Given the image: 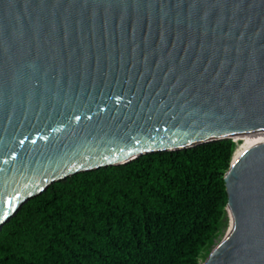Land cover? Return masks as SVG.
<instances>
[{"label": "water", "instance_id": "obj_1", "mask_svg": "<svg viewBox=\"0 0 264 264\" xmlns=\"http://www.w3.org/2000/svg\"><path fill=\"white\" fill-rule=\"evenodd\" d=\"M264 132V0H0V229L54 182ZM202 264H264V139L224 174Z\"/></svg>", "mask_w": 264, "mask_h": 264}, {"label": "trees", "instance_id": "obj_2", "mask_svg": "<svg viewBox=\"0 0 264 264\" xmlns=\"http://www.w3.org/2000/svg\"><path fill=\"white\" fill-rule=\"evenodd\" d=\"M242 137L236 157L263 134ZM236 146L150 153L54 182L0 229V264H202L224 234Z\"/></svg>", "mask_w": 264, "mask_h": 264}, {"label": "rangeland", "instance_id": "obj_3", "mask_svg": "<svg viewBox=\"0 0 264 264\" xmlns=\"http://www.w3.org/2000/svg\"><path fill=\"white\" fill-rule=\"evenodd\" d=\"M234 141H236L237 143V146H236V149H235V152H234V155H233V158L231 160V163L233 162V160L235 159L237 153H238V150L240 148H244L245 145H246V139L244 137H239V138H235L233 139ZM230 227V220H229V215H228V212L226 210V215H225V223L223 224V227H222V230H223V236L227 233L228 229ZM223 236H219V238H217L216 242H215V245L222 239Z\"/></svg>", "mask_w": 264, "mask_h": 264}, {"label": "bare ground", "instance_id": "obj_4", "mask_svg": "<svg viewBox=\"0 0 264 264\" xmlns=\"http://www.w3.org/2000/svg\"><path fill=\"white\" fill-rule=\"evenodd\" d=\"M251 133H261V134H263V138L262 139H260V140H263L264 139V132H261V131H256V132H251ZM251 133H247V134H251ZM245 135V134H244ZM260 140H258L257 142H259ZM257 142H254V143H257ZM253 143V144H254ZM252 145V144H251ZM238 157V156H237Z\"/></svg>", "mask_w": 264, "mask_h": 264}]
</instances>
